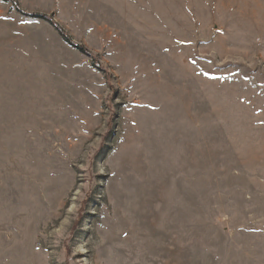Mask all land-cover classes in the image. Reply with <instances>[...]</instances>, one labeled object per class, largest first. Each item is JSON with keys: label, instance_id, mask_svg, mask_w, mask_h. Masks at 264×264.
Returning <instances> with one entry per match:
<instances>
[{"label": "rangeland", "instance_id": "rangeland-1", "mask_svg": "<svg viewBox=\"0 0 264 264\" xmlns=\"http://www.w3.org/2000/svg\"><path fill=\"white\" fill-rule=\"evenodd\" d=\"M0 264H264V0H0Z\"/></svg>", "mask_w": 264, "mask_h": 264}, {"label": "trees", "instance_id": "trees-1", "mask_svg": "<svg viewBox=\"0 0 264 264\" xmlns=\"http://www.w3.org/2000/svg\"><path fill=\"white\" fill-rule=\"evenodd\" d=\"M19 9V8H18ZM19 11H20V9H19ZM34 18H39V19H47L46 17H44V16H33ZM48 20V19H47ZM54 27L56 28V30L58 31V33L60 34V36L64 39V41L66 42V43H72L71 41H70V39L64 34V32H63V30H61L58 26H56V25H54ZM81 50H83V49H81ZM84 51V50H83ZM98 67V66H97Z\"/></svg>", "mask_w": 264, "mask_h": 264}]
</instances>
